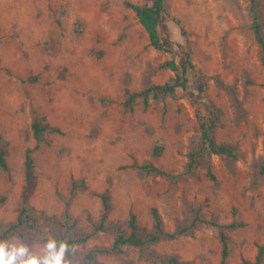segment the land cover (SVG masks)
I'll return each mask as SVG.
<instances>
[{
    "label": "rangeland",
    "instance_id": "1",
    "mask_svg": "<svg viewBox=\"0 0 264 264\" xmlns=\"http://www.w3.org/2000/svg\"><path fill=\"white\" fill-rule=\"evenodd\" d=\"M126 2L149 0H0V236L15 221L24 186V151L34 147L31 123L45 132L32 152L36 188L30 194L34 227L21 225L0 241L38 252L47 239L84 238L70 245L72 264H249L264 244V69L250 29L248 0H164L161 34L190 51L196 73L175 95L139 92L174 78L163 62H179L181 48L158 51ZM264 21V0H255ZM182 30V31H180ZM183 32V36L181 35ZM197 78L203 83L199 92ZM215 108L214 140L236 157L210 153L199 122ZM155 147L159 153L154 154ZM152 164L165 172H147ZM107 192L111 209L100 225ZM156 207L167 231L195 216L232 224L223 230L228 255L221 263L220 228L197 222L174 239L119 253H94L136 217L149 231ZM260 264H264V253Z\"/></svg>",
    "mask_w": 264,
    "mask_h": 264
},
{
    "label": "trees",
    "instance_id": "2",
    "mask_svg": "<svg viewBox=\"0 0 264 264\" xmlns=\"http://www.w3.org/2000/svg\"><path fill=\"white\" fill-rule=\"evenodd\" d=\"M248 12L250 15V29L253 33L255 41L259 47L260 57L259 61L264 69V21L259 19V11L255 0H248ZM126 6L129 7L135 14L137 21L142 26L144 31L147 34L148 45L158 51L170 52L173 47L181 48L182 55L180 61L177 62L175 59L171 58L163 62V67L168 68L174 73V78L170 81L164 82L162 84H152L144 90L139 92H131L126 90V99L124 105L129 107L133 99L137 96H141L144 103L148 101L149 93L153 95L158 94H168L175 95L177 88L181 90L187 89V84L189 81L188 75L190 73H196L195 65L191 60L190 51L184 49L181 43L174 42L168 34H161L160 24L162 22V15L164 12V0H149L148 3L144 4H135L126 2ZM182 31V30H180ZM183 36V32H181ZM197 78L195 86L198 88L199 92L203 90V83ZM206 116L203 120L199 122L200 136L203 145L207 150L215 155L227 156L230 158L236 157V154L232 147L223 144L217 143L214 140L212 129L215 124V111L217 110L215 106L209 101L201 102ZM32 135L35 140L34 147H27L24 151V186L20 195V206L18 213L14 222L10 223L7 229L1 234L0 237H4L6 233L14 228H17L21 225H27L29 227H34V220L32 217V208L28 205V200L30 194L36 188V174L34 169V160L32 157V152L37 148L41 138L45 132H56L61 133L59 128L50 126L47 122H44L42 119H34L31 123ZM159 147H155L153 153L156 155L159 153ZM7 142L0 137V167L4 170H7ZM147 172H156L159 174H165L164 171L156 168L152 164H145L140 166ZM261 172L264 173V165L261 167ZM98 197L102 203V213L100 217V225L102 227L103 223L107 218V215L111 209L110 196L107 192H101L98 194ZM5 196H0V204L5 202ZM151 217L152 225L149 231L146 229H140L136 224V217L134 214H130L127 224L130 229V232L125 234L119 232L114 238L113 242L107 247H98L91 250L86 257L88 259H93L94 253H119L122 251L123 246H133V247H143L146 243H153L158 241L161 238L174 239L177 236L183 235L190 231L191 227L197 222H207L211 225L217 226L220 228L219 240L221 244V263L225 262V258L228 255V248L226 242V236L223 232L227 227H232V224H218L214 220H202L201 218L195 216L191 223L188 226L175 229L173 231H167L163 227V219L156 207L151 208ZM58 243L67 242L70 246L71 244L83 241L84 238L72 239L65 237H56L54 238ZM48 240V239H47ZM46 240V241H47ZM264 253V244L257 246V253L254 256L252 261H246L249 264H260L262 255ZM168 264H190L185 261H178L176 258L170 257L167 260Z\"/></svg>",
    "mask_w": 264,
    "mask_h": 264
},
{
    "label": "clouds",
    "instance_id": "3",
    "mask_svg": "<svg viewBox=\"0 0 264 264\" xmlns=\"http://www.w3.org/2000/svg\"><path fill=\"white\" fill-rule=\"evenodd\" d=\"M75 250V246L55 239H48L38 252L19 241H0V264H72L66 256Z\"/></svg>",
    "mask_w": 264,
    "mask_h": 264
}]
</instances>
